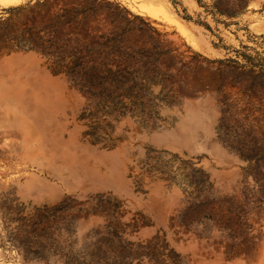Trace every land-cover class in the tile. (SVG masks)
<instances>
[{"label": "rangeland", "instance_id": "obj_1", "mask_svg": "<svg viewBox=\"0 0 264 264\" xmlns=\"http://www.w3.org/2000/svg\"><path fill=\"white\" fill-rule=\"evenodd\" d=\"M0 264H264V0H0Z\"/></svg>", "mask_w": 264, "mask_h": 264}, {"label": "crops", "instance_id": "obj_2", "mask_svg": "<svg viewBox=\"0 0 264 264\" xmlns=\"http://www.w3.org/2000/svg\"><path fill=\"white\" fill-rule=\"evenodd\" d=\"M29 56H36V54H29Z\"/></svg>", "mask_w": 264, "mask_h": 264}]
</instances>
